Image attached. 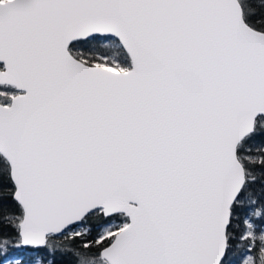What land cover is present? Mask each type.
Masks as SVG:
<instances>
[{
  "label": "snow or ice",
  "instance_id": "snow-or-ice-1",
  "mask_svg": "<svg viewBox=\"0 0 264 264\" xmlns=\"http://www.w3.org/2000/svg\"><path fill=\"white\" fill-rule=\"evenodd\" d=\"M0 257L264 264V0H0Z\"/></svg>",
  "mask_w": 264,
  "mask_h": 264
},
{
  "label": "trees",
  "instance_id": "trees-1",
  "mask_svg": "<svg viewBox=\"0 0 264 264\" xmlns=\"http://www.w3.org/2000/svg\"><path fill=\"white\" fill-rule=\"evenodd\" d=\"M13 251L12 249H10V252H9V255L11 256L13 254ZM3 260V257H0V261Z\"/></svg>",
  "mask_w": 264,
  "mask_h": 264
},
{
  "label": "rangeland",
  "instance_id": "rangeland-1",
  "mask_svg": "<svg viewBox=\"0 0 264 264\" xmlns=\"http://www.w3.org/2000/svg\"><path fill=\"white\" fill-rule=\"evenodd\" d=\"M2 261V264H8V262L6 260H1Z\"/></svg>",
  "mask_w": 264,
  "mask_h": 264
}]
</instances>
